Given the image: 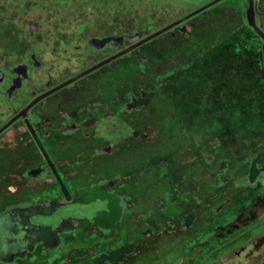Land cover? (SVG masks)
<instances>
[{
	"label": "flooded vegetation",
	"instance_id": "af4514ba",
	"mask_svg": "<svg viewBox=\"0 0 264 264\" xmlns=\"http://www.w3.org/2000/svg\"><path fill=\"white\" fill-rule=\"evenodd\" d=\"M249 4L251 64L232 69L230 103L257 121L230 131L228 160L215 130L205 147L191 134L176 66L137 55L150 41L66 84L133 33H18L0 59V264H143L166 241L178 250L159 264H264V37Z\"/></svg>",
	"mask_w": 264,
	"mask_h": 264
},
{
	"label": "rangeland",
	"instance_id": "374dc122",
	"mask_svg": "<svg viewBox=\"0 0 264 264\" xmlns=\"http://www.w3.org/2000/svg\"><path fill=\"white\" fill-rule=\"evenodd\" d=\"M211 1L0 0V59L6 52L12 55L20 52L23 46L19 41L18 33L35 32V22L40 23L39 32H51L54 29L53 32L72 34L96 33L94 28L101 23L105 30L120 29V32L127 36L133 33L132 39L125 42V45H129L138 40L135 32L150 34ZM245 10L244 0H222L186 22L188 37L180 35V31L163 34L150 41L137 53L142 55L148 50L155 49L160 57H166L168 53L170 56L180 54L181 59L196 60L195 64L187 63L188 66L180 77L183 87L187 90L186 93L191 92L184 95L186 103L191 105L186 112L194 113L196 116H193L191 134L198 144L205 147L206 140L213 135L212 130H215V134L219 136L217 140L222 142L218 149L220 158L227 160L230 155V131L235 139L240 140L248 130V124L252 121L256 124L257 121L252 117L249 121L243 119V112H249L253 108L252 105L239 104L237 100L234 104L230 103L232 83L227 74H232V70L228 73L233 66L232 62L234 61L236 67L244 63L248 65V62L251 64V57H246L242 52L250 47L255 39L251 29L246 25ZM228 31L230 35L222 40L224 45L219 47L216 57H212L213 52L203 51L204 47L207 48V44L217 42L216 34H224ZM171 35L175 38H171ZM176 38L179 41H176ZM164 45L171 50L164 49ZM160 62H165V59ZM158 111L157 114L168 112L163 106H160ZM181 134L179 132V135ZM185 141L188 143V139ZM185 141L179 136L175 143L176 147H181L186 143ZM230 171L235 172L236 169H230L229 165V176ZM166 242L160 250L146 256L143 264L162 263L178 250L176 244Z\"/></svg>",
	"mask_w": 264,
	"mask_h": 264
},
{
	"label": "water",
	"instance_id": "95a60500",
	"mask_svg": "<svg viewBox=\"0 0 264 264\" xmlns=\"http://www.w3.org/2000/svg\"><path fill=\"white\" fill-rule=\"evenodd\" d=\"M220 1L222 0H212L211 2L201 6L200 8L192 11V12H189L188 14L172 21L171 23L167 24L166 26L150 33V34H142L140 33L139 36H138V40L132 44H130L129 46H127L126 48H124L120 53H118L117 55L101 62L100 64L90 68L89 70L77 75L76 77L70 79L69 81L66 82L69 83L75 79H78L80 77H82L83 75H86L88 73H90L91 71L95 70L96 68L110 62L111 60L117 58V57H120L122 55H125L127 53H129L130 51L136 49V48H139L140 46L146 44L147 42L149 41H152L154 40L155 38L163 35L164 33H167L169 31H171L172 29L178 27V26H181L182 24H184L186 21H188L189 19L195 17L196 15H198L199 13L205 11L206 9L210 8L211 6L219 3ZM255 4H254V0H250V4H249V7L247 9V19H248V24L258 33L260 34L262 37H264V32L261 30V28L257 25L256 23V18H255ZM185 26L182 27V30L184 31ZM65 85V84H64Z\"/></svg>",
	"mask_w": 264,
	"mask_h": 264
},
{
	"label": "trees",
	"instance_id": "16d2710c",
	"mask_svg": "<svg viewBox=\"0 0 264 264\" xmlns=\"http://www.w3.org/2000/svg\"><path fill=\"white\" fill-rule=\"evenodd\" d=\"M175 31H180V35H182L183 37H186V32H184L183 30H181V29H179V28H174V29H172L171 31H169V32H167V33H164V34H172L173 32H175ZM191 33V35H193V33L192 32H190ZM189 33V34H190ZM190 35V36H191ZM230 35V32L228 31V32H226V33H218V35L216 34L215 36H216V40H217V42L216 43H211V44H207V48H203V51H205V53L207 52V53H211V52H213V54H212V57L214 58V57H216L217 56V53H218V51L217 50H219V47H221V46H223L224 44L222 43V40L225 38V37H228ZM189 35H187V37H188ZM171 38H175V37H173V35H171L170 36ZM179 37V36H178ZM177 37V38H178ZM176 38V41H179V39H177ZM177 45V44H176ZM175 46V45H174ZM165 47V48H164ZM164 47H161V48H164V49H167V50H171L170 48H166L167 46L166 45H164ZM217 51V52H216ZM153 56H152V58L155 60V61H161L162 59H165V62H163L164 64L165 63H167V62H170L171 64H174L176 67L175 68H173V70L171 71L174 75L176 74V77H175V79H174V87H176L177 86V84L179 83V85L176 87V94H178V92H179V90H180V87L181 86H183V83H181V81H180V77L181 76H183V72H184V69L188 66L187 65V63L188 62H190V63H194L196 60L195 59H192V58H188L187 60H185V59H181V57H182V55H180V54H176V55H173V56H170L168 53H167V55H166V57H160V55L156 52V50L155 49H153ZM240 53H242V52H240ZM163 55V54H162ZM204 56V55H203ZM212 57H211V61H212ZM187 58V57H186ZM197 60H198V58H197ZM207 62H209V60H207ZM206 62V63H207ZM234 62V61H233ZM232 62V67H230V69H229V71H228V73L230 72V70H232L233 68H234V66H235V64ZM161 63V62H160ZM211 63H213V62H211ZM195 64V63H194ZM171 73V74H172ZM166 72H160L159 73V78H161L162 80L163 79H165V76H166ZM228 75V77H230V75L229 74H227ZM162 80H160V81H162ZM159 81V82H160ZM162 84H163V82H161ZM182 90L184 91V89L182 88ZM190 93V92H189ZM186 93H184V94H182V95H185ZM187 94H188V92H187ZM175 106V108H176V110L177 111H179V105L177 104V105H174Z\"/></svg>",
	"mask_w": 264,
	"mask_h": 264
}]
</instances>
